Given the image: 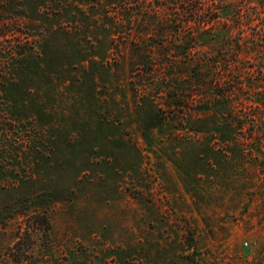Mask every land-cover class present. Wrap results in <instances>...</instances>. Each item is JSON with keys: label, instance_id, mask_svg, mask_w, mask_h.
I'll return each instance as SVG.
<instances>
[{"label": "rangeland", "instance_id": "obj_1", "mask_svg": "<svg viewBox=\"0 0 264 264\" xmlns=\"http://www.w3.org/2000/svg\"><path fill=\"white\" fill-rule=\"evenodd\" d=\"M261 1L0 0V264H264V139L232 159L209 85L238 43L264 104Z\"/></svg>", "mask_w": 264, "mask_h": 264}, {"label": "trees", "instance_id": "obj_2", "mask_svg": "<svg viewBox=\"0 0 264 264\" xmlns=\"http://www.w3.org/2000/svg\"><path fill=\"white\" fill-rule=\"evenodd\" d=\"M199 3V2H198ZM194 5V8H187L186 12H190V19L195 18L197 20L198 30H204V27H210V20L202 17L201 3ZM260 11L264 10V0L261 1L259 5ZM185 12V13H186ZM198 18H196V17ZM185 24V23H184ZM257 37L264 38V29L260 30L256 33ZM192 42H196V37H188ZM236 47L232 48L230 54L225 51H222L221 55L224 59V62H220L219 60H214L210 65L214 66L212 70L213 74L209 79V85L211 87L212 92L217 98L220 100L218 106L215 107L213 113L216 118V122L214 123V128L212 133L215 134V139H228L231 143H236L237 147L235 149H231V158L234 159V156L245 157L248 153H246L245 147L239 144V139H264V130L261 129V125L256 122L255 112H252V109H247L249 107H253L254 110L259 108L260 106L264 107V104L259 103L257 100H253L250 97L242 98V92L253 93L259 88L255 86L253 77L251 72L247 71V75L244 76V70L241 69V59L242 53L239 50L238 43H236ZM149 52L143 51L137 55V64H147L150 60ZM206 60L207 59H202ZM198 60L196 65H199ZM207 64L201 68L193 67L195 75V86L202 87V71L206 69ZM254 70V69H253ZM261 72V67L259 68ZM152 72H156V69H152ZM150 72V73H152ZM246 79L247 83H244L242 80ZM158 111V110H157ZM188 111H182V117L186 119L188 117ZM199 115H202L199 113ZM258 123V124H257ZM259 142V141H258ZM261 143L263 142L260 141ZM251 154V153H250ZM252 156V155H250ZM253 157L258 158L259 155H254ZM253 172H256L255 168Z\"/></svg>", "mask_w": 264, "mask_h": 264}]
</instances>
